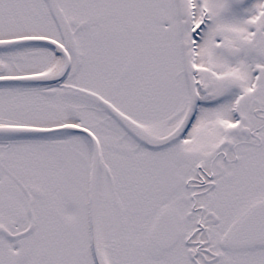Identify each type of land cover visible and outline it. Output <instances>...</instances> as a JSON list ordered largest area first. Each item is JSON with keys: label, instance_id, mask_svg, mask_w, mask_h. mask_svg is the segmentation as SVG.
Instances as JSON below:
<instances>
[{"label": "snow or ice", "instance_id": "obj_1", "mask_svg": "<svg viewBox=\"0 0 264 264\" xmlns=\"http://www.w3.org/2000/svg\"><path fill=\"white\" fill-rule=\"evenodd\" d=\"M0 264H264V0H0Z\"/></svg>", "mask_w": 264, "mask_h": 264}]
</instances>
